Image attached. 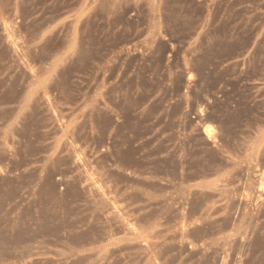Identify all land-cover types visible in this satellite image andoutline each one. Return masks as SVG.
Masks as SVG:
<instances>
[{"label": "rangeland", "instance_id": "1", "mask_svg": "<svg viewBox=\"0 0 264 264\" xmlns=\"http://www.w3.org/2000/svg\"><path fill=\"white\" fill-rule=\"evenodd\" d=\"M0 264H264V0H0Z\"/></svg>", "mask_w": 264, "mask_h": 264}]
</instances>
